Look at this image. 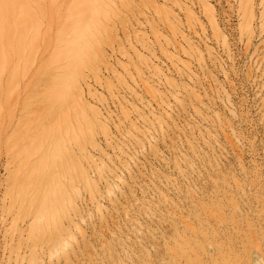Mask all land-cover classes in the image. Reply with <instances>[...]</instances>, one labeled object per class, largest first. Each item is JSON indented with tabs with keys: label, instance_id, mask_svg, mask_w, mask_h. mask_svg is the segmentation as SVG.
Listing matches in <instances>:
<instances>
[{
	"label": "rangeland",
	"instance_id": "374dc122",
	"mask_svg": "<svg viewBox=\"0 0 264 264\" xmlns=\"http://www.w3.org/2000/svg\"><path fill=\"white\" fill-rule=\"evenodd\" d=\"M132 1V7L114 18H108L106 0L85 1L86 12L96 8L91 17L100 22L101 30L96 23L100 30L97 39L89 41L88 35V49L78 71L72 60L64 57V51L60 53L63 59L53 56L57 40H73L75 36L74 32L73 36L67 34L69 30L64 32L62 27L69 23L62 26L61 22L79 0L18 3L29 7L36 21L34 25L32 18L27 28L34 30L33 36L26 32L32 44L28 38H20L18 54V47L13 46L18 45L14 30L9 33L15 43L10 44V40L8 44L15 49L5 53L6 38L1 42L3 47L0 45L6 58H0V204L5 197L4 187L12 179L23 183L29 171L34 177L41 174L39 169L56 143L53 138L46 143L45 137L43 143L35 141L34 133L42 132L33 128L34 141L21 147L16 136L10 137L11 131L8 136L4 134L11 130L8 121L18 124L16 133L23 131L40 115L38 101L56 88L60 91L59 84L64 87L67 83L66 87L75 91L69 94L75 99V187L65 191L61 214L57 215L63 216L59 222L66 228L73 217L75 226L73 232L61 235L59 241L64 244L53 253L48 248V231L42 235L44 238L32 232V240L26 242L23 238L17 245L14 228L0 222V264H163L159 260L173 264L169 249H175L172 246L180 234H185L186 224L202 227L204 232L217 230L209 234L206 231L207 235L223 232L228 225L232 229L226 230L232 233L238 228L243 233V228L250 230L253 226L264 230V0H252V11L246 13L238 9L239 0H203L215 15L208 8L207 14L202 13L206 8L201 6L202 0H198L200 4L197 0H174L176 5L172 0H154L156 4H150L153 8L138 3L140 0ZM90 4L94 7L89 8ZM141 5L146 8L139 9ZM206 15L215 18L209 20ZM240 15L251 18L248 27ZM211 18L216 20L213 24ZM92 20L87 22L94 24ZM5 22H1V30L4 28L8 35ZM93 29L90 31L94 33ZM65 41L62 46L66 53ZM67 65L73 73L65 71ZM60 148L62 162L67 165L69 142H62ZM7 158L10 163L5 169ZM16 187L6 193V201L13 198ZM26 206L16 202L14 211L21 215ZM247 230L244 232L249 233ZM6 231L11 235H4ZM13 234L10 242L8 237ZM27 235L23 237L31 233ZM170 238L175 239L170 240L171 247L165 242ZM8 241L11 249L9 244L4 248ZM158 247L165 248L164 252ZM160 255L169 258V263L166 257L157 258ZM260 258L263 263L252 259V264H264V254Z\"/></svg>",
	"mask_w": 264,
	"mask_h": 264
},
{
	"label": "bare ground",
	"instance_id": "6f19581e",
	"mask_svg": "<svg viewBox=\"0 0 264 264\" xmlns=\"http://www.w3.org/2000/svg\"><path fill=\"white\" fill-rule=\"evenodd\" d=\"M2 1H3V3H2ZM5 1V2H4ZM7 0H0V3L2 4V5H0V7L1 6H3V7H5L6 5L8 6V5H10L8 8H9V10H7L8 8L7 7H5V8H0V13L1 12H3L4 13V11H5V13H6V15H7V13H9L8 11H10L13 15H11V14H9V15H7L6 17H5V13L2 15V14H0V19H3L4 17V19L3 20H0V23L2 22V23H4L5 21V26H6V23H7V26H9V30H8V33L11 31H15L14 33H12V34H17V37H18V39H13V37H12V35H10V33L7 35V32H5L4 31V28H2L3 30H1V27L2 26H4V24L2 25V23L0 24V45L2 44L1 42H2V40H3V38L5 39H7V41H6V43H3V44H7L5 47V50L7 51H5V53L7 54L9 51H11L10 49L11 48H13V47H11L12 45H9L8 44V41H10L9 43L10 44H14L15 42H17L18 41V45L16 44H14L13 46H15V48H16V46L18 47V48H13V49H15V53H19L20 52V50H21V46H20V42H19V39L20 38H25L26 37V39L28 38L27 37V33L26 32H29V35L31 36L32 35V31H34V30H32V29H27L28 27H30V26H28V25H30V23H31V19L32 18H34V19H32V23L35 25V21H36V15L34 16L33 14H35V13H33V12H31V11H29L28 12V10L30 9L29 7V9L27 8H25V7H23V5L22 6H20V5H18V3L19 2H21V1H23V0H13L14 2L12 3V0H8L7 2H6ZM25 1H27V0H25ZM82 1V0H81ZM86 1V0H85ZM85 1H84V3H85ZM90 2L92 1V0H89ZM107 1V11H108V13L109 14H107L108 15V18H109V15H110V17H115L118 13H121L123 10H126L127 8L126 7H128V6H130V7H132V5H130V3H132L133 1L132 0H106ZM141 1V2H140ZM138 3H140V4H146V5H150V4H154L155 2H154V0H140ZM178 1H180V0H178ZM178 1H176V2H178ZM199 1H201V0H199ZM203 1V0H202ZM201 1V2H202ZM16 2H17V4H16ZM78 2V1H77ZM76 2V3H77ZM90 2H88V4L90 3ZM197 2H198V0H197ZM204 2V1H203ZM201 3L202 5L201 6H205L204 8L203 7H201V8H203L204 9V11H203V9H202V13L204 14V12L207 14V12L206 11H208L209 9H210V7L209 6H207V1H205L204 3ZM239 2V8L238 9H240L241 10V12H243V13H246V12H248L249 10H250V12L252 11V8H251V6H252V0H239L238 1ZM12 3V4H11ZM75 3V5H73L72 6V8L70 9L71 11H72V9H74V6H75V8L77 9H74V11H72V13H71V11H69L68 12V16L70 15V14H72V16L70 17V18H72V19H68L69 17L67 16V19L66 20H64V21H62L61 23H62V26L65 24V26H66V24H68V25H70V26H68L67 25V27L66 28H68V29H66L64 26L62 27V29L64 30H66V31H70V29H71V27L72 26H74V28L72 27V29H71V33L68 31V33L67 34H70V35H72V33L74 32L75 33V36H73L74 35V33H73V40H71V38L72 37H70V39L68 38V39H65V37H61L59 40H57L56 42H57V48L55 49V54H54V56L53 57H55L56 56V58H57V60H58V57H59V60L60 59H63V56L61 55L62 54V52H63V55H66V56H64V57H67V59H69V60H72V63H74V65H75V71H78V68H80L79 66H80V59H82V56L84 55V53H85V51L88 49V45H87V43L88 42H86V41H88V40H86L87 38L89 39V36L88 35H90L91 37V39H89V41H93V39L92 38H96V36H98L99 34H100V30H101V24H100V22L98 21V23L100 24H98L97 23V20L95 19V16H93V17H91V15H93V13L95 12V11H97L96 10V8L94 7V6H91V4H90V6L88 5V7L90 8V7H94L93 9H95V10H93V9H89V13L88 12H86V10H87V8L85 7L86 5H84V3L82 4L81 2H80V0H79V4H76ZM172 3H174L175 5H176V3H175V1L174 0H172ZM179 3V2H178ZM20 4V3H19ZM82 5V7H81V5ZM140 4H138V5H140ZM156 4V3H155ZM198 4H200L199 2H198ZM204 4V5H203ZM206 4V5H205ZM12 5V6H11ZM79 5V6H78ZM140 6V8L139 9H141L143 6H146V5H143V6ZM152 5H150L151 6V8H153V6ZM178 5V4H177ZM16 6V7H15ZM20 6V7H19ZM77 6V7H76ZM19 7V8H18ZM21 7H23V9H25V11L21 8ZM78 7H79V10H78ZM86 8V9H83V8ZM20 8L22 9V11L20 10ZM83 9V12L81 11V9ZM126 8V9H125ZM129 8V7H128ZM143 8H146V7H143ZM150 8V7H149ZM154 8H158V6H154ZM208 8V10H206ZM2 9H4V11H2ZM10 9H12V10H10ZM18 9V10H17ZM191 9V8H190ZM213 9V8H212ZM211 9V10H212ZM31 10V9H30ZM90 10H92V11H90ZM192 10V9H191ZM191 10H189V11H191ZM206 10V11H205ZM14 11L16 12L15 14H14ZM19 11H21L22 12V14H26V15H21L20 13L21 12H19ZM77 13H76V12ZM78 11H79V14H78ZM210 11V10H209ZM208 11V12H209ZM239 11V10H238ZM31 12V13H30ZM74 12H75V14H74ZM82 12V13H81ZM187 12V11H186ZM240 12V14H242ZM250 12H249V14H250ZM82 15H81V14ZM85 13V14H84ZM92 13V14H91ZM96 13V12H95ZM190 13V12H189ZM211 13H213L214 15H215V13L212 11H210V14ZM16 14H18L21 18H23L22 20H24L25 19V21H21V19H19V16L17 15L16 16ZM51 15L53 14V13H50ZM74 14V15H73ZM77 14L79 15V16H77ZM88 14V15H87ZM190 14H192L193 15V13H190ZM195 14V13H194ZM209 14V13H208ZM212 14V15H213ZM252 14V13H251ZM251 14L249 15L250 17H251ZM15 15V16H14ZM95 15V14H94ZM187 15V14H186ZM192 15H187L188 17L190 16H192ZM205 15V14H204ZM244 15V14H243ZM23 16V17H22ZM25 16H27V17H25ZM73 16H74V18H73ZM77 16V17H76ZM83 16H84V18L86 19V21H84L85 19L83 18ZM86 16V17H85ZM89 16H90V18L91 19H89ZM207 16V15H206ZM242 15H240V17H241ZM249 16H247V18L246 17H243L244 19H242V20H244L243 21V24H244V26L246 25L247 27L249 26L248 24H250V19H248V17ZM9 17H10V19H11V17H13L11 20L9 19ZM79 17V18H78ZM81 17H82V19H81ZM208 17V16H207ZM210 17H213V16H211L210 15ZM210 17H208V19L210 20ZM241 17V18H242ZM29 19V21H28V19ZM78 18V19H77ZM92 18H93V20H92ZM213 18H215V16L213 17ZM5 19H7V20H5ZM17 19H19L18 21L19 22H17ZM111 20H113L112 18H110ZM212 19V18H211ZM10 20V21H9ZM13 20V21H12ZM16 20V21H15ZM27 20V21H26ZM68 20H71V21H68ZM75 20V21H74ZM90 20H92L93 22L92 23H94V24H91V23H88ZM96 20V21H95ZM4 21V22H3ZM73 21H74V24H73ZM88 21V22H87ZM95 21V22H94ZM212 21V22H211ZM210 22L213 24V22H215L213 19L211 20ZM13 22V23H12ZM25 22H27V23H25ZM67 22V23H66ZM75 22L77 23V25L75 24ZM19 23L21 24V25H19ZM25 23V24H24ZM64 23V24H63ZM96 23H97V28H99L98 30L99 31H97V28H96ZM9 24V25H8ZM10 24H12V25H10ZM26 24H27V27H26ZM72 24V25H71ZM90 24L92 25L91 27H90ZM216 24H217V22H216ZM241 24H242V22H241ZM22 26V27H21ZM24 26V27H23ZM217 26H218V24H217ZM216 26V27H217ZM245 26V27H246ZM21 27V28H20ZM212 27V26H211ZM214 28H215V26H213ZM23 28V29H22ZM27 30H26V29ZM92 28H94L93 29V31H94V33L92 32V30L90 31V29H92ZM214 28H212V29H214ZM218 28V27H217ZM12 29V30H11ZM34 29V28H33ZM74 29H75V31H74ZM7 30V29H6ZM65 30H64V32H65ZM73 30V31H72ZM23 31V32H22ZM88 31H90V32H92L91 34H90V32H88ZM3 32H4V35H5V33H6V35L8 36V37H6V35H5V37H3L4 35H3ZM17 32V33H16ZM30 32H31V34H30ZM21 35H20V34ZM26 33V34H25ZM18 34H19V36H18ZM33 34H34V32H33ZM66 34V33H65ZM26 35V36H25ZM28 35V36H29ZM95 37H94V36ZM12 38H11V37ZM14 36V35H13ZM16 36V35H15ZM14 36V37H15ZM22 36V37H21ZM24 36V37H23ZM29 36V38H28V42H30L31 41V44H32V39L30 40V38L33 36H31L30 37ZM2 37V38H1ZM16 38V37H15ZM62 38H63V40H62ZM74 38H75V41H74ZM5 39V40H6ZM66 41H65V40ZM97 39V38H96ZM95 39V40H96ZM4 40V41H5ZM67 40H68V42L70 41L71 42V44L73 45L72 47H70L71 46V44H70V42L68 43L67 42ZM94 40V41H95ZM15 41V42H14ZM62 41H65V46H66V53H65V47L63 48V46L62 45H64L63 43L64 42H62ZM60 44H59V43ZM75 42V43H74ZM90 43V42H89ZM68 44H70V46L68 47ZM2 47H3V45H1ZM0 46V47H1ZM32 46V45H31ZM58 46H60V47H62V48H60L59 47V49H58ZM1 47V48H2ZM68 47V48H67ZM0 48V58H2L1 56H3L4 57V55H2L4 52H3V49L4 48H2L1 49ZM7 49H9V51L7 50ZM17 50H19L18 52H17ZM13 51V50H12ZM57 51H59V52H57ZM61 51V52H60ZM3 52V53H2ZM61 53V54H60ZM58 54V55H57ZM89 56H92V55H89ZM93 56H95V55H93ZM91 57V58H94V57ZM87 57V56H86ZM8 58V57H7ZM55 58V59H56ZM84 58V57H83ZM89 58V57H88ZM90 58V59H91ZM3 60L4 59H6L5 57L4 58H2ZM86 59V58H85ZM1 61V60H0ZM4 61H6V60H4ZM71 62V61H70ZM84 62V61H83ZM88 62V61H87ZM67 64V63H66ZM0 65H1V62H0ZM1 67V66H0ZM68 68V69H67ZM71 68V67H70ZM1 69V68H0ZM66 69L68 70H65L68 74H70V72L71 73H73V71H71V69H69V65H67V67H66ZM74 69V68H73ZM1 71V70H0ZM70 71V72H69ZM67 75V74H66ZM65 75V76H66ZM78 75H79V73H78ZM78 75H75V76H78ZM61 76H64L63 74L61 75ZM82 76H80V78H81ZM65 78V77H64ZM78 78V77H77ZM60 79V78H59ZM79 81H80V79H79ZM67 82V81H66ZM74 82V81H73ZM75 83V82H74ZM71 84H73V83H71ZM60 86H61V90L60 91H58L57 89H59V88H56L55 89V91L53 92V93H48L47 95H45L44 97H43V100L41 101V100H39L38 101V104L40 103L41 105L39 106V107H37V111H39V113H40V115L36 118L35 117V119L33 120V122H32V124L30 123V122H28L27 124H26V126H24L25 128L23 129V131H19L18 133H16V129H17V127H18V124H15L14 123V121H12V120H10V121H8L7 123H8V126H7V128H9V129H11V130H9L8 132H5L4 134H8L10 131H11V134H10V137H13V136H16L17 138L15 139V141H17V145H20L21 147H25V146H27L28 145V143L30 142V140H33L34 138L32 137V129L33 128H39V129H41V132H42V135H40V134H36V133H34L35 134V141H42V139H43V141L45 140V138H46V140L49 138H53L55 141H56V143L54 142V145H52V147L54 146V151H53V149L50 147V149H49V153H48V155H47V157L44 159V161H43V165L40 167V172H41V174H37L35 177H34V173L33 172H31V171H29L30 172V175L27 177V180H25L23 183H19V180L18 179H12V181H11V184H8L7 183V185L4 187L5 189V193H3V195L5 196L4 197V199H3V202L0 204V222L2 223V224H5V225H9V227H11V229H13L14 230V232H16L17 233V236H18V241H17V245H19L20 243H19V241H20V239H23L24 241H28V239L29 240H32V238L31 237H33L32 236V234L35 232V231H37L40 235V237H43L42 235H44L45 233H47V232H45V231H48L49 232V234H50V236L48 235V239H49V246H48V248H49V250H50V252H53V253H55V252H58L59 251V248L64 244L63 243V241L61 240V241H59V238L61 237V235L62 234H64V233H70V232H73V230H72V228L75 226V219L73 218V217H70V216H68V218H69V220H68V229L66 228V226H64L61 222H62V215L60 216V217H58L59 215H57L58 213L57 212H59V210H60V208H62L63 206H61V205H63V195H64V193H65V191L68 189V190H73L74 189V187H75V153H74V148H73V144H74V141H75V99L73 98V96L72 95H69L70 93L72 94V92H75V91H72L71 92V90H73V89H69V88H67L66 86H67V83H66V85H65V83H64V87H62V85L61 84H59ZM76 85V84H75ZM67 88V89H66ZM78 88V87H77ZM66 89V90H65ZM63 91V92H62ZM80 91V90H79ZM65 92V93H64ZM66 92H67V94H66ZM69 92V93H68ZM64 94H66V95H64ZM75 94V93H74ZM79 95V94H78ZM77 95V96H78ZM79 104V102L78 103H76V105H78ZM55 105H57V106H55ZM80 107H81V105H80ZM37 119V120H36ZM6 123V124H7ZM12 126V127H11ZM45 135V136H44ZM8 136V135H7ZM45 137V138H44ZM34 141V140H33ZM43 141H42V143H43ZM64 141H68L69 142V144H70V149H69V155H68V163H67V165H65L63 162H62V151H61V143L62 142H64ZM58 142V143H57ZM61 142V143H60ZM46 143H48V140H47V142ZM52 149V150H51ZM51 150V151H50ZM53 151V152H52ZM51 153H55L56 154V156H58V158L57 159H55V154L52 156V154ZM61 153V154H60ZM50 158V159H49ZM51 158H52V160H51ZM54 158V159H53ZM48 159H49V161H48ZM47 161L49 162V163H47ZM52 162V163H51ZM9 163H10V159L9 158H7L6 159V161L4 162V164H5V169H7V165H9ZM51 163V164H50ZM51 166H49V165ZM2 166H4L3 164H2ZM20 184V185H19ZM25 184H26V186H25ZM17 186L16 188H15V190H14V192H13V198H10V199H8L7 201H6V196H7V194H8V192H10L11 191V189L14 187V186ZM7 193V194H6ZM16 202H18V203H25L27 206V208L26 209H24L23 210V213H21V215H19V213L18 212H15L14 211V207H15V203ZM221 206V205H220ZM204 207V206H203ZM222 207V206H221ZM261 206H259V208H260ZM201 208V207H200ZM206 208V207H205ZM195 209V208H194ZM196 209H197V206H196ZM203 209V208H202ZM201 209V210H202ZM212 208H208V210H211ZM217 209H218V207H217ZM220 209H223V208H220ZM261 209V208H260ZM260 209H258V210H260ZM63 211V210H62ZM176 211V210H175ZM178 211V210H177ZM203 211V210H202ZM213 211V210H212ZM211 211V212H212ZM217 211V210H216ZM216 211L214 210V214L216 213ZM194 212H196V211H193V213ZM205 212V211H204ZM222 212H223V210H222ZM221 212V213H222ZM238 212V211H237ZM261 212V211H260ZM197 213V212H196ZM208 213V212H207ZM204 214L205 216L206 215H208V214ZM220 213V212H219ZM59 214H61L60 212H59ZM175 214H177V213H175ZM180 214V213H179ZM184 214V213H183ZM182 214V215H183ZM203 214V213H202ZM212 213H210V215H211ZM216 214H218V213H216ZM224 213H222V215H223ZM259 214H261V213H259ZM194 215V217H195V214H193ZM237 215H239L240 216V213L239 214H237ZM263 214H261V216H262ZM178 216H180V215H178ZM200 216H202L201 214H200ZM211 216H213V214L211 215ZM220 216V215H219ZM243 216V215H242ZM260 216V217H261ZM59 218V219H57V218ZM181 217V216H180ZM185 217V216H184ZM204 217V216H203ZM207 217V216H206ZM209 217V216H208ZM221 217V216H220ZM225 217V216H224ZM227 217V216H226ZM237 219H238V217L237 216H235ZM244 217V216H243ZM246 217V216H245ZM259 217V216H258ZM263 217V216H262ZM261 217V218H262ZM176 218H178L177 216H176ZM183 217H181V219H182ZM202 217H200V219H201ZM210 218V217H209ZM213 218V217H212ZM215 218H217L216 217V215H215ZM223 218V217H222ZM233 218V217H232ZM242 218V217H241ZM61 219V220H60ZM186 219V218H185ZM191 218H189V220H190ZM193 219H195L196 220V218H193ZM193 219H191V220H193ZM199 219V218H198ZM211 219V218H210ZM218 219H220V218H218ZM235 219V218H234ZM243 219V218H242ZM247 219H249V218H247ZM256 219V218H255ZM255 219H254V221H255ZM177 220H179V219H177ZM176 220V221H177ZM182 220H184V218L182 219ZM206 221L208 220V219H205ZM236 220V219H235ZM243 220H245V218L243 219ZM242 220V221H243ZM257 220L259 221V219L257 218ZM59 221H61V222H59ZM171 221L173 222V220L171 219L170 220V223H171ZM184 221H186V220H184ZM199 221V220H198ZM197 221V222H198ZM202 222L204 221V220H201ZM215 221V220H214ZM213 221V222H214ZM220 221H221V219H220ZM222 221H224V218H223V220ZM231 221V220H230ZM229 221V223L231 224V222ZM232 221H233V219H232ZM241 221V222H242ZM254 221H251V223L252 222H254ZM258 221H256L257 223H259ZM261 221H262V219H261ZM9 222V223H8ZM20 222V223H19ZM161 222V221H160ZM159 222V224H162V223H160ZM175 222V221H174ZM173 222V223H174ZM180 222H183V221H180ZM187 222V221H186ZM196 222V221H195ZM195 222H193V223H195ZM210 222H211V220H210ZM264 222V221H263ZM21 223H22V225H21ZM184 224H185V222H183ZM188 223V222H187ZM192 223V224H193ZM201 223V222H200ZM200 223H199V225H200ZM219 223V222H218ZM217 223V224H218ZM223 223V222H222ZM225 223V222H224ZM229 223H227V224H229ZM244 223V222H243ZM245 223H246V221H245ZM244 223V224H245ZM262 223V222H261ZM66 224V223H65ZM175 224L176 223H174V224H171L173 227H176L175 226ZM178 224H179V222H178ZM183 224V225H184ZM202 224V223H201ZM206 224V223H205ZM212 224L213 223H211V225L210 224H208V226L210 225L211 227H213L212 226ZM226 224V225H227ZM235 224V223H234ZM238 224H240L241 225V223H238ZM264 224V223H263ZM163 225V224H162ZM168 225H170L169 223H168ZM194 225V224H193ZM193 225H191V223H190V225L189 224H186V225H184L185 226V234L183 235V234H180L177 238H176V241H175V246L173 247L172 246V248H175V249H169V247L168 246H170L171 244H170V240H172V241H174L175 239H167V241H165L166 243H167V245L165 244V243H163V244H165L164 246L166 247V248H168L169 250H171L170 251V257L167 255V254H169V252H167L166 253V255L170 258V259H172V261H173V264H252L253 263V261H255L256 262V260H260L259 262L260 263H263L262 262V259L260 258L263 254H264V252H263V246H264V230H260V229H258V227H257V229H254L255 227L251 224V227L253 226V229H250V230H247L246 228H243V233H241L242 231L238 228V230H237V232H233L232 233V231L230 232L229 230H226V229H230V228H228L229 227V225H228V227L225 229V230H223V232H220L219 233V231H221V230H218V232L214 235V234H211V235H207V233L206 234H204L206 231H207V229H206V227L204 228V225H203V230L204 229H206V231L204 232V231H202V227L201 228H197V227H193ZM196 225V224H195ZM198 225V224H197ZM207 225V224H206ZM205 225V226H206ZM214 225V224H213ZM221 225V224H220ZM231 225H233V222H232V224ZM239 225V226H240ZM243 225V224H242ZM246 225V224H245ZM244 225V226H245ZM159 226H161V225H159ZM180 226V225H179ZM221 226H223V225H221ZM249 226V225H248ZM51 227L53 228L52 229V235H51ZM65 227V228H64ZM199 227V226H198ZM234 227V226H233ZM250 227V228H251ZM263 228H264V226H262ZM162 228V227H161ZM177 228H179V227H177ZM180 228H183L182 226H180ZM179 228V229H180ZM209 228V227H208ZM237 228V227H236ZM261 228V227H260ZM262 228V229H263ZM9 228L7 227L6 228V230H8ZM9 230V232L11 231V232H13V230ZM170 229V228H169ZM175 229V228H174ZM179 229H178V231H179ZM184 229V228H183ZM214 229V228H213ZM216 229H218L217 228V226H216ZM223 229V228H222ZM232 229V228H231ZM242 229V228H241ZM244 229L245 230H247V231H249V233L247 232H244ZM16 230V231H15ZM168 232H170V230H168V229H166ZM208 230H210V229H208ZM215 230V229H214ZM214 230H210V231H214ZM236 230V229H235ZM234 230V231H235ZM177 231V230H176ZM176 231H175V234H176ZM210 231H207L208 232V234L210 233ZM215 231H217V230H215ZM7 232V231H6ZM4 233V235H6V234H8V232L7 233ZM33 232V233H32ZM181 232V231H180ZM29 233H31V235H30V237H23L24 236V234H26V236H28L27 234H29ZM36 233V232H35ZM219 233V234H218ZM168 234V233H167ZM171 234V233H170ZM174 234V233H173ZM173 234H171V235H169V236H172ZM8 235H11V234H8ZM8 235H6V236H8ZM34 235V234H33ZM178 235V234H177ZM35 236V235H34ZM14 237V234H13V236H10V237H8V240H10V242H12V238ZM5 238V237H4ZM16 238V237H15ZM26 238V239H25ZM44 238V237H43ZM160 238V237H159ZM167 238V237H166ZM14 239V238H13ZM159 241H161L160 239H159ZM6 242V241H5ZM9 241H8V243H6V245L7 246H5V243H4V248L5 247H8V244L10 243ZM21 242V241H20ZM23 242V241H22ZM22 242H21V244H22ZM168 242H169V244H168ZM158 244H160L159 242H157ZM11 244V243H10ZM9 244V245H10ZM161 244H162V242H161ZM162 244V245H163ZM162 245H159V246H162ZM11 247V245L9 246V248ZM12 247H14V245L12 246ZM163 247V246H162ZM171 247V246H170ZM158 248H160V250H162L161 249V247H158ZM157 248V249H158ZM11 249V248H10ZM13 249V248H12ZM159 249H158V252L160 251ZM163 250H165V248L163 249ZM162 250V252H164ZM162 252H159V254L161 253V255L163 254ZM261 253H263V254H261ZM158 254V253H157ZM254 254H256V257L254 258L253 256H254ZM160 255V257L158 256L157 258H159V259H162V257L164 258V257H166L165 255H163V256H161ZM260 255V257H257V256H259ZM169 258H167L166 257V259L168 260V263H169ZM165 259V258H164ZM252 259H253V261H252ZM167 260H166V262H167ZM161 263H163V264H166V263H164L165 262V260H164V262H162L161 260H159ZM172 261H170V262H172ZM264 261V260H263ZM160 264V263H159ZM172 264V263H171ZM257 264V263H256ZM259 264V263H258Z\"/></svg>",
	"mask_w": 264,
	"mask_h": 264
}]
</instances>
